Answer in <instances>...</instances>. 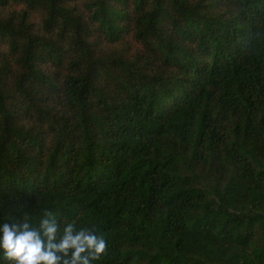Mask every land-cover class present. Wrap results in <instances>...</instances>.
<instances>
[{"label": "trees", "instance_id": "1", "mask_svg": "<svg viewBox=\"0 0 264 264\" xmlns=\"http://www.w3.org/2000/svg\"><path fill=\"white\" fill-rule=\"evenodd\" d=\"M46 212L95 264H264V0H0V220Z\"/></svg>", "mask_w": 264, "mask_h": 264}, {"label": "clouds", "instance_id": "2", "mask_svg": "<svg viewBox=\"0 0 264 264\" xmlns=\"http://www.w3.org/2000/svg\"><path fill=\"white\" fill-rule=\"evenodd\" d=\"M106 248L94 228L60 223L51 212L38 224L17 215L0 220V264H95Z\"/></svg>", "mask_w": 264, "mask_h": 264}]
</instances>
